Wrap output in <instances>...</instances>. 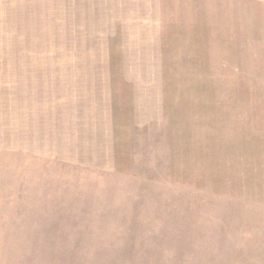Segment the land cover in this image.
I'll list each match as a JSON object with an SVG mask.
<instances>
[{"label": "rangeland", "instance_id": "obj_1", "mask_svg": "<svg viewBox=\"0 0 264 264\" xmlns=\"http://www.w3.org/2000/svg\"><path fill=\"white\" fill-rule=\"evenodd\" d=\"M0 264H264V0H0Z\"/></svg>", "mask_w": 264, "mask_h": 264}]
</instances>
